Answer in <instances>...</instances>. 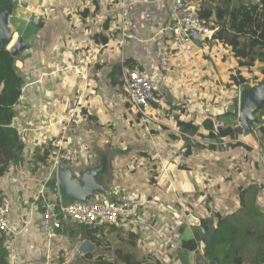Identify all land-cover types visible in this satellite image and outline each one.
<instances>
[{
    "label": "crops",
    "instance_id": "0c3cea01",
    "mask_svg": "<svg viewBox=\"0 0 264 264\" xmlns=\"http://www.w3.org/2000/svg\"><path fill=\"white\" fill-rule=\"evenodd\" d=\"M187 1L200 6L198 0ZM200 1L214 8L212 0ZM171 7V0H17L13 5L7 24L13 37L26 35L28 51L3 66L12 67L21 81L18 96L3 98L0 105V120L22 144L0 173V196L10 202L9 231L0 233L7 264H100V256L123 264L119 247H127L132 231L139 237L137 253L169 257L178 242L194 238L196 224L189 216L205 228L202 221L214 224L217 213L236 228L234 243L223 246L227 255L261 241L260 235L242 241L238 220L254 225L251 231L264 230V146L245 136L249 149L193 145L185 155L184 140L172 132L175 114L196 123L211 115L205 104L199 109L177 103L163 80L181 74L194 79L198 62L204 63L202 73L223 76V47L209 38L199 41L189 57L174 48L171 32L162 31ZM9 46L1 43L0 54ZM122 63L144 71L155 84L154 93L168 104L166 119L143 120L125 100ZM218 121L226 124L223 116ZM46 148L48 162L35 168L34 156ZM60 165L96 177L106 194L96 193L92 200L128 202L96 240L68 232L79 226L68 225L50 237L39 229L44 202L61 201L48 184ZM43 185L45 199L35 201ZM174 234L178 239L169 246L171 240H165ZM85 239L94 246L81 253L78 246Z\"/></svg>",
    "mask_w": 264,
    "mask_h": 264
},
{
    "label": "trees",
    "instance_id": "16d2710c",
    "mask_svg": "<svg viewBox=\"0 0 264 264\" xmlns=\"http://www.w3.org/2000/svg\"><path fill=\"white\" fill-rule=\"evenodd\" d=\"M11 0H0V10L4 9ZM214 8H209L205 4L201 5V1L198 0L200 6L198 8L199 14L204 17L212 28H217L213 36L217 45L223 47L224 55L223 59L227 58L228 63L231 66L224 67L230 81L226 82V76L215 78L217 80L216 85L219 86L218 80H225L224 87H231L235 91V96L232 100H237L238 89L243 85H251L257 83L264 77V67L257 68L256 64L264 65V0H254L252 3L236 0L233 6H230V0H212ZM212 14L214 16L212 17ZM211 18V19H210ZM95 39L104 38L101 35H95ZM106 40V38H104ZM210 43V41H208ZM2 48L0 47V50ZM3 50V49H2ZM0 54V105L3 104V98H9L13 100L18 96L21 89L20 78L13 72L11 68L3 69L7 60L11 56L7 50L1 51ZM236 68L235 73L231 68ZM8 74V76H7ZM5 75V77L3 76ZM220 88V87H219ZM157 97V95L155 94ZM210 95L206 96L209 98ZM231 100V101H232ZM165 103V101H164ZM203 103V104H204ZM166 108H159L153 113L156 119H166L168 112L167 103ZM155 106V105H154ZM6 110V109H5ZM11 111V109H9ZM171 109L169 108V112ZM218 113L216 119L227 115H236L235 111L230 107L228 110L223 108L217 109ZM3 114V113H2ZM262 117L264 116V109L262 111ZM172 120L175 125L180 129L182 139L184 140L185 155H188L191 151V146L195 147L203 145L200 141L215 142V144H208V149H217L216 143H222L221 150L235 149L237 147H245L249 149V145L243 143V127L240 125L228 127L222 125L220 122H216L215 119L209 116H204L200 122L196 123L193 119H185L181 114H175L172 116ZM261 145L264 146V126L259 129ZM18 136L16 132L12 130L7 123L0 120V173L3 167L16 155L21 152L22 144L17 142ZM205 146V145H204ZM260 150V149H259ZM50 152L48 148L39 152L34 156L33 162L35 168L40 164H46L49 160ZM242 201V195L240 196ZM112 200V199H110ZM114 200V199H113ZM118 202V201H117ZM129 206V205H128ZM127 206V208H128ZM127 208H124L125 210ZM122 209L119 216L125 211ZM119 218V217H118ZM207 221H202V225L206 228ZM114 222V221H113ZM113 222L102 220L100 222L86 223L78 225L76 229H71L68 225H64L61 228V232H65V227H68L69 233H79L81 237H90L96 240L99 232L104 234L103 227L109 226ZM230 222L221 215V213L215 214L214 218V234L209 242L207 238L201 237L199 226H194V238L189 240H181L177 250L172 255V261H168L165 257H154L152 260H147L143 255L134 251L137 247L138 234L132 231L127 236V247L125 245L120 246L119 249L123 252L119 255L123 264H190L189 253L199 252L198 241L204 246V253L209 258L220 264L222 261L221 254L223 252V246L232 245L236 237V228H230ZM106 228V227H105ZM3 239H0V264H7L8 251L3 247ZM133 249L132 251L128 249ZM85 256V255H84ZM88 256V255H87ZM227 253L223 252V262L228 261ZM151 258V257H150ZM234 258V260H233ZM99 259V260H98ZM96 260L100 264H110L103 259L102 256ZM231 264H245L241 257L234 256L231 258ZM264 261V254L257 257V260L253 264H261Z\"/></svg>",
    "mask_w": 264,
    "mask_h": 264
},
{
    "label": "built area",
    "instance_id": "2783aa9c",
    "mask_svg": "<svg viewBox=\"0 0 264 264\" xmlns=\"http://www.w3.org/2000/svg\"><path fill=\"white\" fill-rule=\"evenodd\" d=\"M234 0H230V6ZM172 7L168 23L162 31L168 30L172 34L174 48L189 57L198 41H205L213 36L217 28H212L202 17L198 8L187 0H171ZM211 19V18H210ZM121 87L126 101H128L143 120L159 123L153 116L160 107L166 108L163 99L156 97L155 84L147 77L146 73L135 67H128L124 63L120 66ZM155 105V106H154ZM68 123V122H67ZM172 132L182 135L180 129L173 123ZM203 145L215 144L210 141H200ZM222 143H216L220 146ZM57 156V155H56ZM57 164V160L55 161ZM45 185L39 188L35 201L45 199ZM128 202L102 199L98 201H82L73 203L44 202L38 226L47 237L53 236L64 225H83L97 221L113 222L118 219L120 211L127 208ZM35 207V203H32ZM10 202L7 197L0 196V233L9 231ZM125 210V209H124ZM264 264V261L261 263Z\"/></svg>",
    "mask_w": 264,
    "mask_h": 264
},
{
    "label": "water",
    "instance_id": "95a60500",
    "mask_svg": "<svg viewBox=\"0 0 264 264\" xmlns=\"http://www.w3.org/2000/svg\"><path fill=\"white\" fill-rule=\"evenodd\" d=\"M15 4H17V0H11L4 9L0 10V45L1 43L10 45L8 50L13 59L18 53L28 51L27 45L23 43L26 35L13 37L7 24L8 16ZM198 42V40L195 41V43ZM235 109L239 118V125L243 127V137L250 136L258 145L262 146L257 130L264 126V118L261 116L264 109V77L255 84L239 87L237 100L233 99L232 101V110L235 111ZM48 184L51 188L57 189L59 199L64 203L87 202L91 201L96 193L106 194L101 185L97 183L94 175L89 172L77 175L73 170L63 165L57 167L55 177L49 180ZM189 218L199 226L201 237L207 238L210 242L214 234L212 220L210 219L206 228H203L195 218L192 216ZM93 246L90 240L85 239L78 246V251L87 253L92 250ZM204 258L206 264H216L214 260L205 256Z\"/></svg>",
    "mask_w": 264,
    "mask_h": 264
},
{
    "label": "rangeland",
    "instance_id": "374dc122",
    "mask_svg": "<svg viewBox=\"0 0 264 264\" xmlns=\"http://www.w3.org/2000/svg\"><path fill=\"white\" fill-rule=\"evenodd\" d=\"M235 1L236 0L233 1V5H234ZM240 1L252 3L254 0H240ZM208 5H210V4H208ZM223 55H224V52H223ZM224 57H226V56H223V58ZM202 65H204V63H202ZM202 65H200L199 62H198V64H194L195 69L192 70V74L193 75L195 74L194 79H187V77H186L187 75L183 76V74L179 75L178 79H168V78L164 79L163 80V82L165 83L164 89L165 90L167 89L170 92L173 91V93H174L173 98L177 103L186 105L188 107L199 105V107H200L199 109H203L202 105H203L204 101L206 100V96L210 95L209 98L207 97V102L204 103L209 108L206 114H210L211 117L213 119H215V121L218 123L219 121L216 119V116L214 115L215 112L210 113L211 109L216 110L218 108H220V109L223 108L224 110H228L230 107V103H231V108H232V101H233L232 98L235 96V91H234L235 89L233 90L231 87L228 88V86L224 87L225 80H223V78L218 80L219 86H217L216 85L217 80L215 79V77L212 74L207 75V73L201 72L200 67ZM256 65L257 66H255V67H257L258 69L261 67H264V65H262V64H256ZM223 66L224 67L231 66V64L228 63L227 58L223 59ZM223 66H221V68H222L223 73H225L224 75L226 76V78H224V79H226V82H229L230 77H229L228 73L225 70H223ZM216 69H218L217 66H216ZM231 69L233 70V71H231V73L234 74L235 73L234 71L236 70V68L233 67ZM201 87H202V90H201ZM161 90H162V88H161ZM185 91L187 92V96L184 97L185 98L184 99L182 95L185 93ZM227 116H229V115H227ZM227 116L223 117V121L226 122V124H224V125H226L228 127H232V128L234 126L239 125L240 122H239V118H238L237 114L229 116V117H227ZM257 135H258V137H260L259 131H257ZM244 137H243V141L245 143H248L244 139ZM259 140H260V138H259ZM173 201L175 202V200H173ZM175 203H178V202H175ZM238 223H239L238 226L240 227V230L238 229V234L241 235L240 239L242 241H245V240L247 241V239H252L253 236H258V235H260L261 241L260 242H252L251 241L250 244L252 246H248V247L245 246L244 248L243 247L238 248L239 250H232V252L230 251L232 254H230L231 256H229V257L226 256L227 259H230L227 262L226 261L223 262V252L220 253L221 257H222V261L220 264H231V262H232L231 258L235 255L240 254V253H241V255H240L241 259L243 261L247 262L245 264H248V263L253 264V262H255L257 260L258 256H260L261 254H264V230L261 228L259 232L251 231V228L254 225L249 224L250 222H248L246 219H243L241 217L239 218ZM233 227H234L233 224H230V228H233ZM164 229H165V232H166V229L169 230L168 227H166V225L164 226ZM177 236L178 235H176V234H174L175 238H173V236L172 237L170 236L168 240H165L166 244L170 240L171 241H170L169 246H171L172 243L174 244V241L178 239ZM165 241H164V243H165ZM180 243L178 242V244H180ZM174 249L175 248L173 247L172 250H174ZM129 250L132 251L133 249L130 248ZM137 250H138L137 247H135L134 251H137ZM137 252H139V251H137ZM170 253H171V251H170ZM194 253L195 254L191 253L192 255L190 254V258H189L190 264H206V260H205L204 256L206 258H208V257L204 253V246H202L201 251L199 250V253L198 252H194ZM156 255H154V253H153V255L145 254V256L144 255L143 256L145 258H147V260L153 261V258ZM161 257H165L168 259V261H172L171 255L169 257L168 256H161ZM216 264H217V262H216Z\"/></svg>",
    "mask_w": 264,
    "mask_h": 264
}]
</instances>
